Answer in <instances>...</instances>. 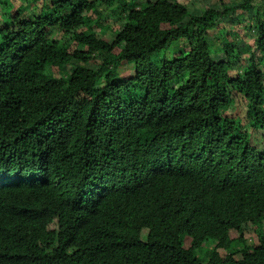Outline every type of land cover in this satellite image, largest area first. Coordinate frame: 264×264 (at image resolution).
Returning <instances> with one entry per match:
<instances>
[{
    "label": "trees",
    "instance_id": "1",
    "mask_svg": "<svg viewBox=\"0 0 264 264\" xmlns=\"http://www.w3.org/2000/svg\"><path fill=\"white\" fill-rule=\"evenodd\" d=\"M253 1L0 0V264H264Z\"/></svg>",
    "mask_w": 264,
    "mask_h": 264
},
{
    "label": "rangeland",
    "instance_id": "2",
    "mask_svg": "<svg viewBox=\"0 0 264 264\" xmlns=\"http://www.w3.org/2000/svg\"><path fill=\"white\" fill-rule=\"evenodd\" d=\"M182 6L180 7L177 16L175 17V20L177 23H183L185 20H187V15L189 14H201L205 8L215 6L216 8H221V5L223 6V3L238 6L242 2H246L247 0H179ZM127 2H131V0H127ZM260 0H254L252 3L256 7L258 6V3ZM132 3V2H131ZM130 3V5H131ZM101 12H104V17L102 18V23L111 25L114 22V16L109 13V10L107 7H101ZM142 9L141 6H136L134 9L135 11L139 12ZM234 13V12H233ZM233 13H231V17L233 16ZM132 19H128V21H131ZM100 22V21H99ZM238 27H241L240 25ZM255 34H243V38L247 41H251L253 39ZM216 58H220L217 56ZM132 66L131 65H125L118 70L119 75H123L124 73L130 72ZM231 73H234V71H231ZM40 264H43L39 262Z\"/></svg>",
    "mask_w": 264,
    "mask_h": 264
},
{
    "label": "clouds",
    "instance_id": "3",
    "mask_svg": "<svg viewBox=\"0 0 264 264\" xmlns=\"http://www.w3.org/2000/svg\"><path fill=\"white\" fill-rule=\"evenodd\" d=\"M16 176H19V178L17 177V180L15 181L16 183L20 184L21 186L27 185V186H32L35 184H40V185H45L46 187L49 188H54L56 189L59 186V181L55 178H52L47 172L43 173L40 172L39 170L35 169L34 171H26L25 173L19 174V173H14ZM0 183H11V179L10 178H5V179H1ZM62 192V190H61ZM9 204V202L7 201V204L4 203L2 205H0V210L1 209H5L7 208V205ZM7 213V211H6ZM7 222L9 227L11 228V232L14 230L10 224H9V219L7 216ZM201 250H199L201 253H205L208 249H210V247L208 246L207 242H203L201 244ZM39 262L43 263V264H54L53 260L51 259H44V260H40ZM39 262H37V264H40ZM78 264H85V261H80L77 262Z\"/></svg>",
    "mask_w": 264,
    "mask_h": 264
}]
</instances>
